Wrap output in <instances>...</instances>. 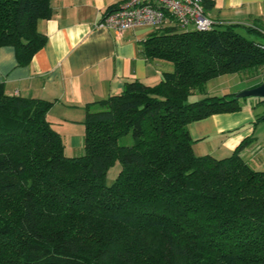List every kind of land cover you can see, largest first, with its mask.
Returning <instances> with one entry per match:
<instances>
[{
  "label": "trees",
  "instance_id": "trees-1",
  "mask_svg": "<svg viewBox=\"0 0 264 264\" xmlns=\"http://www.w3.org/2000/svg\"><path fill=\"white\" fill-rule=\"evenodd\" d=\"M52 15L50 0H0V49L30 64L47 41L38 23ZM257 35L220 23L157 28L143 53L173 71L88 109L78 157L47 119L53 103L0 84V264H264V170L240 155L249 141L217 159L195 155L189 132L242 109L237 94L189 100L219 76L264 70ZM128 135L133 144L121 145Z\"/></svg>",
  "mask_w": 264,
  "mask_h": 264
},
{
  "label": "crops",
  "instance_id": "crops-1",
  "mask_svg": "<svg viewBox=\"0 0 264 264\" xmlns=\"http://www.w3.org/2000/svg\"><path fill=\"white\" fill-rule=\"evenodd\" d=\"M124 1L50 0L52 17L38 23V30L47 41L30 64L20 66L13 47L0 49V84L10 96L53 103L47 119L61 135L67 157L84 153V120L88 109L99 111L98 102L121 93L128 82L155 85L174 69L171 63L151 60L143 53L144 42L156 29L136 28L118 37L111 30L97 28L105 15L120 8ZM203 7L205 15L214 22L258 30L261 35L253 38L264 43V0H206ZM174 24L172 20L165 27ZM225 76L210 80L207 86ZM257 81L252 86L226 79L214 82L199 99L258 87L264 82L263 71ZM240 103V111L213 115L189 125L195 140L193 151L197 156L223 159L248 140L240 155L253 169L261 171L264 122L257 120L264 115V103L259 98L251 103L247 98L241 99Z\"/></svg>",
  "mask_w": 264,
  "mask_h": 264
},
{
  "label": "built area",
  "instance_id": "built-area-1",
  "mask_svg": "<svg viewBox=\"0 0 264 264\" xmlns=\"http://www.w3.org/2000/svg\"><path fill=\"white\" fill-rule=\"evenodd\" d=\"M172 20L183 30L209 31L217 24L205 15L203 0H125L120 8L107 13L97 28L122 37L129 30L157 29Z\"/></svg>",
  "mask_w": 264,
  "mask_h": 264
},
{
  "label": "rangeland",
  "instance_id": "rangeland-1",
  "mask_svg": "<svg viewBox=\"0 0 264 264\" xmlns=\"http://www.w3.org/2000/svg\"><path fill=\"white\" fill-rule=\"evenodd\" d=\"M251 39H254V38L251 37ZM262 71L264 72L263 69L262 70L249 69V70L237 73V75L228 74L227 76H225L221 79H216L215 81L210 82L208 86L211 89V86L214 84V82L217 84V83L224 81V79L233 80V82H242V84H244V86H252L253 84L258 83L257 80L260 79V76L262 75ZM229 85H230V82H229ZM208 86L206 85V88H208ZM235 91H238V90H235ZM243 91H245V90H242L241 92H243ZM241 92H238L237 94H239ZM199 95H201V94L195 93L192 97H190L189 101L192 102V101L200 100ZM255 99L256 98H254V97L247 98L248 102H250V103L255 102ZM133 142H134L133 137L131 135L125 136V137L121 138L119 141V143L121 145H124V146H130L133 144ZM120 170H121V164H120V162L117 161L108 171V174H107L108 184H112L116 180Z\"/></svg>",
  "mask_w": 264,
  "mask_h": 264
},
{
  "label": "water",
  "instance_id": "water-1",
  "mask_svg": "<svg viewBox=\"0 0 264 264\" xmlns=\"http://www.w3.org/2000/svg\"><path fill=\"white\" fill-rule=\"evenodd\" d=\"M237 97L239 99H245L249 97H254V98H263L264 99V82L259 85L258 87L245 90L239 94H237Z\"/></svg>",
  "mask_w": 264,
  "mask_h": 264
}]
</instances>
